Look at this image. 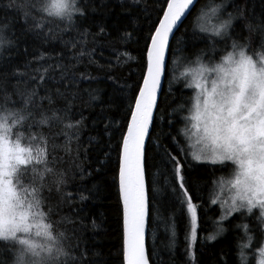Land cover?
I'll return each mask as SVG.
<instances>
[{
	"label": "trees",
	"instance_id": "trees-1",
	"mask_svg": "<svg viewBox=\"0 0 264 264\" xmlns=\"http://www.w3.org/2000/svg\"><path fill=\"white\" fill-rule=\"evenodd\" d=\"M158 2L160 0H80L86 15L78 16L71 28L50 24L31 30L20 11L7 8L5 0H0V23L9 25L7 35L13 41L0 54V97H10V103L19 104L18 93L32 91L33 112L60 110L61 115L67 109L68 120L81 121L70 135H65L58 124L43 128L48 138V158L66 173L67 179L59 188L43 190L46 210L53 220L65 218L62 227L69 235L72 264H124L119 152L147 67L144 33L150 21L151 32H155L167 6V0H162L163 7L158 9ZM202 4L203 0L196 2L169 43L158 107L153 114L155 123H151L146 141L149 166L145 178L151 202L146 250L150 264H236L233 245L237 232L233 225L241 221L240 214H234L225 222L228 231L224 236L214 242L203 239L208 230L207 217L217 213L216 207L208 206L205 190L219 168L187 158L191 165L187 177L189 196L194 197L193 203L197 205V235L192 242L194 260L188 258L187 252L186 236L190 228L186 206L177 212V201L165 186L171 167L162 155L165 148L182 166L185 163L176 137L179 121L169 113L180 99L181 89L170 86L168 67L178 50L191 53L206 43L190 28ZM225 11L238 13L232 29L236 38L243 40L247 36L245 23L264 26V0H229ZM125 33L130 36L126 37ZM150 41L148 36L147 43ZM81 51L85 55L77 60ZM41 53L44 57L38 59ZM57 64L64 65L69 74L76 77L72 88L54 82L53 78L60 79ZM57 88L66 95H57ZM90 94L98 98L93 100ZM48 95L52 96V104L40 99ZM172 137L178 143L173 144ZM154 187L161 189V193L153 192ZM81 195L87 199L81 200ZM247 222L259 242L258 224L252 217L247 218ZM172 225L176 232L174 238ZM8 255L9 249L0 245V261L6 262Z\"/></svg>",
	"mask_w": 264,
	"mask_h": 264
},
{
	"label": "clouds",
	"instance_id": "clouds-1",
	"mask_svg": "<svg viewBox=\"0 0 264 264\" xmlns=\"http://www.w3.org/2000/svg\"><path fill=\"white\" fill-rule=\"evenodd\" d=\"M5 2L23 14L31 30L50 24L71 28L83 11L80 0ZM228 3L203 0L193 16L191 31L206 43L172 56L169 84L181 89V97L169 113L179 121L176 137L184 155L219 168L205 190L208 206L217 213L207 217L203 239L214 242L224 236L225 222L240 214L241 221L233 225L236 264H264V26L245 23L247 36L234 37L238 13L226 12ZM8 27L0 23V54L13 43ZM18 96L19 104L0 97V245L9 249L3 262L72 264L65 218L53 220L46 210L43 190L59 188L67 179L48 158L43 128L58 124L70 135L75 124L60 114L33 112L32 91ZM19 154L26 163L16 158ZM249 217L259 226V242Z\"/></svg>",
	"mask_w": 264,
	"mask_h": 264
},
{
	"label": "snow or ice",
	"instance_id": "snow-or-ice-1",
	"mask_svg": "<svg viewBox=\"0 0 264 264\" xmlns=\"http://www.w3.org/2000/svg\"><path fill=\"white\" fill-rule=\"evenodd\" d=\"M192 3L193 0H167V8L163 11V18L159 19L157 17L159 25L155 28V32H151L152 22L150 21L148 30L144 33L143 44L147 45V74L144 75L143 84L140 86L139 94L136 96L135 107L131 110V120L127 125V134L123 135V145L119 152L118 188L119 199L123 205V258L125 264H149L145 251V226L146 218L150 214L151 202L145 188V174L149 166L145 136L149 134L150 123H155L153 108L158 107L157 88L161 84V73L166 64L165 49L169 47V34L173 32V26L181 20L182 15H187L186 10L190 11L189 6ZM6 7L13 8L11 5H7ZM162 7L163 3L160 0L157 8ZM85 15V10H83L81 17ZM101 32H103V28H101ZM125 36H130V34L125 33ZM148 36L151 37L150 44L147 43ZM84 55L85 53L81 51L76 59L79 60ZM124 55H127V53ZM43 57L44 53H41L38 59H43ZM57 58L62 59L61 56ZM128 58L136 59V57L131 56ZM55 67L60 69L61 72L59 81H55V78H53L54 82L63 85L67 89L72 88V81L76 77L70 75L69 70L62 64H57ZM43 80L44 76L42 75L41 81ZM65 81H68V83L65 84ZM56 94L60 96L66 95L59 88H57ZM72 95L74 96L75 93ZM90 98L95 100L98 97L90 94ZM40 99L42 101L47 99L49 104L53 103L51 95L41 97ZM126 111L127 109H125V113ZM52 112L58 114L60 110H53ZM66 114L67 109L64 110L61 116H65ZM80 123L81 121L74 122L75 126ZM67 127L72 128L73 124L69 123ZM172 143H178L175 137H172ZM179 151L183 153L182 148ZM162 155L165 162L171 166L168 175L165 177V186L177 201L176 211L181 212L186 206V212L191 223L190 231L186 236L188 241L187 252L188 258L194 260L192 242L196 239L197 235V205L193 203L194 197L189 196L190 189L187 184L188 171L191 165L185 156V163L182 166L176 156L171 155L166 148ZM0 156H3L2 147H0ZM16 158L26 163L23 160L22 154L17 155ZM153 192L160 194L161 189L154 187ZM195 198L200 199V197ZM80 199L84 200L87 197L81 195ZM93 227H96L95 223H93ZM170 230L174 238L176 235L174 225L170 226ZM0 264H4V262L0 261Z\"/></svg>",
	"mask_w": 264,
	"mask_h": 264
},
{
	"label": "water",
	"instance_id": "water-1",
	"mask_svg": "<svg viewBox=\"0 0 264 264\" xmlns=\"http://www.w3.org/2000/svg\"><path fill=\"white\" fill-rule=\"evenodd\" d=\"M197 1H198V0H193V3L189 6L190 11L192 10V8L194 7V5L196 4ZM166 8H167V6H166ZM166 8H165V9H166ZM190 11H189V10H186L187 15L190 13ZM187 15H182L181 20L178 21L177 24L173 26V32L169 34V43H170V41H171L173 35H174L175 32L177 31V29L180 27V25L182 24V22L184 21V19L187 17ZM162 18H163V15H162L161 19H162ZM158 25H159V23H158ZM158 25H157V26H158ZM150 43H151V41H150ZM150 43H149V44H150ZM167 51H168V47L165 49V59H166V64H167ZM166 64H165V67L163 68L162 73H161V84H160V86L157 88V101H158V97H159L160 90H161V88H162V83H163V78H164V72H165ZM146 74H147V67H146V71H145V74H144V75H146ZM142 84H143V81H142V83H141V86H142ZM138 94H139V92H138ZM138 94H137V95H138ZM134 107H135V102H134V106H133V108H134ZM155 108H156V107L153 108V114H154ZM130 120H131V116H130L129 121H130ZM150 127H151V123H150V125H149V132H150ZM126 134H127V129H126V132H125L124 135H126ZM148 135H149V134H146V136H145V144H146V141H147ZM122 145H123V141H122ZM122 145H121V149H122ZM118 173H119V171H118ZM145 188H146V193H147L146 178H145ZM121 205H122V202H121ZM122 218H123V205H122ZM147 220H148V217L146 218V226H145V233H146V234H147ZM145 251H146V257L148 258V254H147V250H146V236H145ZM123 261H124V258H123ZM124 264H125V261H124ZM149 264H150V263H149Z\"/></svg>",
	"mask_w": 264,
	"mask_h": 264
},
{
	"label": "rangeland",
	"instance_id": "rangeland-1",
	"mask_svg": "<svg viewBox=\"0 0 264 264\" xmlns=\"http://www.w3.org/2000/svg\"><path fill=\"white\" fill-rule=\"evenodd\" d=\"M198 163V162H197ZM199 163H207V162H199ZM207 164H209V163H207Z\"/></svg>",
	"mask_w": 264,
	"mask_h": 264
},
{
	"label": "bare ground",
	"instance_id": "bare-ground-1",
	"mask_svg": "<svg viewBox=\"0 0 264 264\" xmlns=\"http://www.w3.org/2000/svg\"><path fill=\"white\" fill-rule=\"evenodd\" d=\"M144 78V77H143ZM143 81V80H142ZM121 142V141H120ZM119 189V188H118ZM121 202V201H120ZM122 206V205H121Z\"/></svg>",
	"mask_w": 264,
	"mask_h": 264
}]
</instances>
